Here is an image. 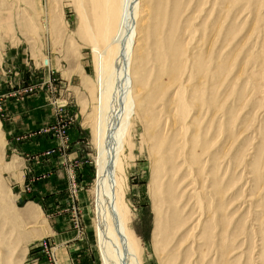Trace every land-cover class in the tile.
<instances>
[{"label":"rangeland","instance_id":"rangeland-1","mask_svg":"<svg viewBox=\"0 0 264 264\" xmlns=\"http://www.w3.org/2000/svg\"><path fill=\"white\" fill-rule=\"evenodd\" d=\"M156 3L124 149L138 256L264 264V0ZM91 14L87 0H0V264H104Z\"/></svg>","mask_w":264,"mask_h":264},{"label":"bare ground","instance_id":"bare-ground-1","mask_svg":"<svg viewBox=\"0 0 264 264\" xmlns=\"http://www.w3.org/2000/svg\"><path fill=\"white\" fill-rule=\"evenodd\" d=\"M87 1L92 9V17L91 21L85 19L86 30L90 32L94 43L97 71L103 87L95 181V207L103 260L104 264H143L126 225L127 205L123 178L128 171L124 150L126 135L133 111L138 108L134 96L136 78L133 72L140 73L139 66L145 50L140 46L139 39L143 36L144 16L151 8L142 7L144 0ZM158 2L164 4V0ZM159 25L154 22V31H150V37H154L153 40L160 46L161 42L157 41ZM137 26H140L139 30ZM134 52L136 58L133 61ZM133 63L137 64V68H133ZM114 116L117 118L114 119Z\"/></svg>","mask_w":264,"mask_h":264}]
</instances>
